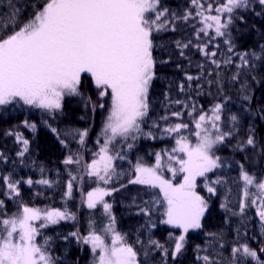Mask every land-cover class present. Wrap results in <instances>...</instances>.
I'll return each instance as SVG.
<instances>
[{
    "label": "trees",
    "instance_id": "obj_1",
    "mask_svg": "<svg viewBox=\"0 0 264 264\" xmlns=\"http://www.w3.org/2000/svg\"><path fill=\"white\" fill-rule=\"evenodd\" d=\"M51 1L0 0V43ZM229 1L156 0L144 114L102 154L112 90L84 73L52 108L19 99L0 106V237L6 222L29 208L61 216L32 225L50 264H95L86 238L107 223L136 264H264V0H245L221 15L219 35L205 29L207 17ZM216 108L217 167L196 187L206 209L174 256L177 231L163 223L164 197L138 171L159 160L177 171V143H195L196 119ZM110 160L104 180L95 178ZM180 179L177 173L172 183ZM100 188L110 212L102 203L87 205Z\"/></svg>",
    "mask_w": 264,
    "mask_h": 264
},
{
    "label": "rangeland",
    "instance_id": "obj_2",
    "mask_svg": "<svg viewBox=\"0 0 264 264\" xmlns=\"http://www.w3.org/2000/svg\"><path fill=\"white\" fill-rule=\"evenodd\" d=\"M244 1L230 0L217 16L207 17L205 29L221 34V15ZM159 17L156 0H52L32 23L0 43V106L19 99L28 106L52 108L64 95L73 93L84 73L96 86L112 90L102 131V154L116 134L129 130L144 114L152 77L149 37ZM219 118L216 108L196 119V142L177 143L182 155L177 171L165 160L138 171L140 181L158 188L164 197L163 223L177 231L174 256L188 232L199 226L206 209L196 187L217 167L212 151L222 140ZM110 164L111 160L95 178L103 181ZM177 173L180 183L173 184ZM205 191L212 193L209 185ZM105 198V190L100 188L96 196L88 197L87 205L102 203L110 212ZM46 216L42 221L54 223L61 218L57 213L25 208L6 222L0 237V264H50L49 254L34 242L32 226ZM86 239L95 251V264H136L133 252L120 243L109 223Z\"/></svg>",
    "mask_w": 264,
    "mask_h": 264
}]
</instances>
